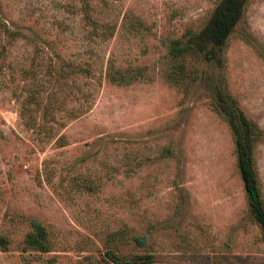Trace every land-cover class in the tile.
<instances>
[{
    "label": "rangeland",
    "instance_id": "374dc122",
    "mask_svg": "<svg viewBox=\"0 0 264 264\" xmlns=\"http://www.w3.org/2000/svg\"><path fill=\"white\" fill-rule=\"evenodd\" d=\"M219 1L0 0V264H264L215 103L256 126L264 207V0L220 62L170 54Z\"/></svg>",
    "mask_w": 264,
    "mask_h": 264
},
{
    "label": "trees",
    "instance_id": "16d2710c",
    "mask_svg": "<svg viewBox=\"0 0 264 264\" xmlns=\"http://www.w3.org/2000/svg\"><path fill=\"white\" fill-rule=\"evenodd\" d=\"M247 0H220L213 8L207 23L198 32L191 34L187 40L181 42L174 39L170 43V54L177 58L185 52H199L205 43L209 45L207 57L211 61L220 62L216 55L234 25L242 18L243 7ZM3 24V30H6ZM207 51V50H206ZM216 105L228 123L235 148L236 165L243 183L246 200L250 212L259 225L264 242V207L259 198L256 174L252 163V149L257 129L249 119L231 102L219 97ZM32 230L24 239V247H32L39 252L48 250L44 227L36 221L30 223ZM139 241L138 238H136ZM6 239L0 236V246L4 247ZM110 257L114 254L107 252ZM137 259L149 261V254L137 255Z\"/></svg>",
    "mask_w": 264,
    "mask_h": 264
}]
</instances>
